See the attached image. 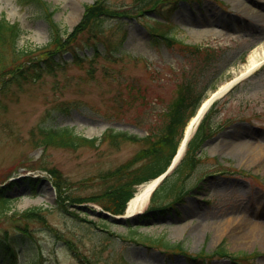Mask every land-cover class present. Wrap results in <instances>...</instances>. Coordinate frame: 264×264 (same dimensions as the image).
Listing matches in <instances>:
<instances>
[{"label": "rangeland", "instance_id": "rangeland-1", "mask_svg": "<svg viewBox=\"0 0 264 264\" xmlns=\"http://www.w3.org/2000/svg\"><path fill=\"white\" fill-rule=\"evenodd\" d=\"M131 1L107 2L121 9ZM88 2L0 0V14L21 31L16 46L29 51L7 69L14 56L5 47L0 62V186L20 175L7 193L14 199L11 210L0 216V242L21 237V244H15L18 264L41 253L43 264H81L72 256L70 242L93 264H264L261 236L245 243L234 239L238 228L249 225L246 220L264 221V158L250 162L241 144L253 140L264 148V62L213 102L215 132L204 141L201 163L189 180H200L202 188L178 204L177 211L161 212L162 218L135 227L134 232L180 242L188 255H209L191 259L135 243L130 223L96 215L90 209L99 206L91 202L62 212L55 207L59 190L51 195L42 178L53 181L39 170L59 171L71 196L101 190L98 177L134 158L142 146L120 138L112 143L107 131L146 134L184 79L207 96L236 77L249 53L264 43V0L239 1L244 6L232 0H164L141 18L135 13L121 20L105 15L98 27L78 32L72 40ZM171 31L178 40L166 44L158 33ZM59 36L71 43L59 46ZM184 44L214 51L195 53ZM49 126L70 127L97 142L74 150L42 145L39 128ZM32 206L43 208L46 226L22 217ZM230 219L238 225L224 230ZM220 246L236 261L216 252Z\"/></svg>", "mask_w": 264, "mask_h": 264}, {"label": "trees", "instance_id": "trees-1", "mask_svg": "<svg viewBox=\"0 0 264 264\" xmlns=\"http://www.w3.org/2000/svg\"><path fill=\"white\" fill-rule=\"evenodd\" d=\"M134 1V7L137 12L144 13L148 7L155 6L162 0ZM106 13L108 12L103 5V0H97L93 4L87 5L85 7L83 19L69 37H72V40H74L78 32L83 29L91 28V26ZM46 14L51 15L52 11L47 10ZM120 14L123 15L124 11L112 12L109 10V15H113V17ZM20 32L21 31L17 25L9 22L0 14V62L2 61V53L5 50V47H8L11 54L14 56L7 66V69L16 67L22 57L29 53V51L19 49L16 46ZM159 36L160 38L162 37V40L167 44L176 41L173 35L159 33ZM70 42L71 41L69 40V43ZM69 43L65 42L62 36L58 37L57 44L59 46L67 45ZM185 46L193 50L195 53H201L204 51L207 54L214 51L202 48L200 45L185 44ZM74 55L78 57L77 54ZM204 95V92L199 90L197 86H195V83L189 79H185L178 84L174 95L166 103L163 113L156 122H152L145 135L138 136L124 131H113L109 133V135H106L111 138L112 143H114L117 138H120L124 141L140 143L142 146L134 157L135 159L132 158L119 164L116 168L109 169L98 177L103 188L101 190L99 189L97 193L91 194L88 197L71 196L67 194L64 189L68 182L62 178L59 171L55 168L47 169L53 179V184L59 190L55 207L66 213L69 211V203L93 201L111 213H123L126 203L133 195L136 186L144 181L155 178L167 169L176 153L185 126L189 119L195 114ZM216 112L217 110L212 106L205 113L195 133L188 140L182 158L152 192L150 197V208L162 209L164 206L171 205L175 201L182 200L185 193L200 186L198 184L200 180L196 181L194 184H189V180L193 172L197 170L198 165L201 163L203 154L201 152L202 145L212 134V117ZM39 138L41 139L40 142L42 145L71 150L83 145L94 146L96 143V138H87L78 135L68 127H41L39 128ZM199 151L201 153H199ZM138 161L140 162L136 164ZM36 180L38 179H33V181ZM11 185L12 183H7L0 187V216H6L11 210V203L14 199L7 194L9 189L12 188ZM42 210L43 208L41 206H32L26 209L22 214V217L25 219L39 220L41 221L39 224L46 226ZM10 217L12 218V216ZM129 237L133 242L143 244V246L145 245L149 248L159 247L165 251L171 250L172 252L179 251L184 253L179 243H171L166 240L164 236H146L140 232H132ZM65 241L67 242L68 240L65 239ZM16 243L21 244L20 236L19 239L13 236L11 239L5 238L4 241L0 242V253L3 255L2 258L0 257V264L18 263V251L15 247ZM69 247L71 251H73V255L81 264H93L89 259L83 258L82 254H80L73 243L70 242ZM221 247L223 246H220L218 252L223 255H232ZM41 255L42 253L36 255V257L41 260ZM25 264H40V262L34 257L29 259Z\"/></svg>", "mask_w": 264, "mask_h": 264}, {"label": "bare ground", "instance_id": "bare-ground-1", "mask_svg": "<svg viewBox=\"0 0 264 264\" xmlns=\"http://www.w3.org/2000/svg\"><path fill=\"white\" fill-rule=\"evenodd\" d=\"M239 1L242 2V0H232L233 3L238 4L239 6H244ZM235 21V19H233ZM264 62V43H262L259 47L254 48L248 55V60L245 66L243 67V70L239 72V74L232 78L230 81H227L223 84H221L216 91H214L207 99H205L201 106L199 107L197 114L191 118L188 125L185 128V135H189L193 129V126L195 122L197 121L199 115L201 112L205 110V108L219 95H221L227 88H229L234 82L239 80L240 78L245 77L246 75L252 73L253 70L256 69L257 66L260 65V63ZM253 141V140H252ZM249 140H245L241 142V144L247 148V152L250 158V162H254L260 159L264 158V148L258 143V142H252ZM158 183V179H152L149 180L143 184H141L137 191L135 192L134 196L128 201L125 214L124 216H131L138 211L142 209V207L145 205V203L148 201L149 195L153 188ZM50 194H52V189L49 190ZM238 220V219H234ZM249 222L248 226H243L240 229L239 236L235 237L234 239L245 243L252 237L261 236L264 244V221H255V219L246 220ZM239 223H247V222H241V220H238ZM235 224V225H234ZM236 222L232 221L231 219L227 221L226 226L224 227V230L232 229L234 226L236 227ZM238 225V224H237ZM182 227L184 225H181ZM227 227V228H226Z\"/></svg>", "mask_w": 264, "mask_h": 264}, {"label": "water", "instance_id": "water-1", "mask_svg": "<svg viewBox=\"0 0 264 264\" xmlns=\"http://www.w3.org/2000/svg\"><path fill=\"white\" fill-rule=\"evenodd\" d=\"M42 181L44 183H46V185H48L49 188H52L48 181H46L45 179H42ZM96 214L99 215V216L105 217V218H111L116 223H125L126 222V220L124 219L123 216H121V215H112V214H110V213H108L106 211H103V210L96 211ZM134 219H135L134 216L129 218L130 222H135Z\"/></svg>", "mask_w": 264, "mask_h": 264}]
</instances>
